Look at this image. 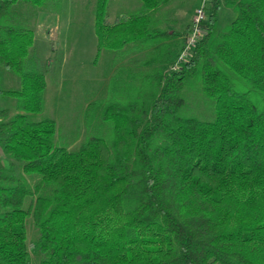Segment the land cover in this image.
I'll return each mask as SVG.
<instances>
[{
    "label": "trees",
    "instance_id": "1",
    "mask_svg": "<svg viewBox=\"0 0 264 264\" xmlns=\"http://www.w3.org/2000/svg\"><path fill=\"white\" fill-rule=\"evenodd\" d=\"M55 1L0 0V73L14 78L0 88V264H264V0H212L182 61L190 24L151 25L172 0L112 21L95 0L97 52L154 55L72 148L41 116L45 75L17 12Z\"/></svg>",
    "mask_w": 264,
    "mask_h": 264
},
{
    "label": "rangeland",
    "instance_id": "2",
    "mask_svg": "<svg viewBox=\"0 0 264 264\" xmlns=\"http://www.w3.org/2000/svg\"><path fill=\"white\" fill-rule=\"evenodd\" d=\"M137 2L109 0L108 21L117 14L135 10ZM200 3L201 0H172L151 17V25L161 30L183 32ZM54 5L51 8L52 5L47 3L45 9L23 5L17 12L25 17L26 26L32 28L30 56L45 75L41 116L54 120L55 144L72 148L85 137L88 128L98 124L93 115L95 110L106 100L124 98L119 95L135 83V79L130 78L149 70L154 51L138 46L136 49L132 43L116 51L101 49L97 52L93 32L95 0H56ZM217 17L226 24L234 14L221 7ZM5 77L0 73V88L14 82L13 76L11 80L7 77L6 81ZM124 79L128 82L123 88L120 83ZM88 103H92L88 109L89 117L86 116ZM8 106L10 99L0 97V108ZM198 111V117L208 119L211 116L201 107ZM104 135L108 136L107 132Z\"/></svg>",
    "mask_w": 264,
    "mask_h": 264
},
{
    "label": "built area",
    "instance_id": "3",
    "mask_svg": "<svg viewBox=\"0 0 264 264\" xmlns=\"http://www.w3.org/2000/svg\"><path fill=\"white\" fill-rule=\"evenodd\" d=\"M212 0H201V3L198 7L195 8L193 16L191 18L189 31L185 36L184 46L182 47L177 60L182 61L189 55L190 50L196 43L197 39L202 34V25L207 20V6L210 4Z\"/></svg>",
    "mask_w": 264,
    "mask_h": 264
}]
</instances>
